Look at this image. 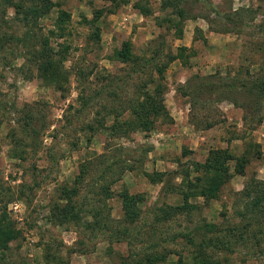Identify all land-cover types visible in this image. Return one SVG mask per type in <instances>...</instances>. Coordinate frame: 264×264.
<instances>
[{"label": "rangeland", "instance_id": "obj_1", "mask_svg": "<svg viewBox=\"0 0 264 264\" xmlns=\"http://www.w3.org/2000/svg\"><path fill=\"white\" fill-rule=\"evenodd\" d=\"M53 1L36 26L53 52L63 56L62 90L36 77L26 59L29 45L15 38L22 30L10 19L12 9L7 8L6 23L0 26L6 35L0 50V186L13 196L0 202V212L16 231L8 242L5 264H133L151 251L158 255L152 264H175L178 259L188 264H264V241L257 245L246 234L243 241L228 237L244 221L235 213L244 182L264 179V96L256 99L247 86L245 93L239 88L223 93V98L195 102L183 93L195 77L236 86L264 76V0ZM179 7L180 17L173 14ZM59 10L68 14L64 29L50 33ZM94 27L98 36H93ZM123 42L140 57H148L161 44L157 63H164L159 81L167 115L149 131L116 137L98 125L105 109L125 103L136 83L146 80L147 71L154 82L158 79L152 67L130 74L131 64L114 54ZM179 52V58L166 60L168 53ZM78 68H92L83 84L86 92L104 85L116 95L96 98L82 108L77 99L82 87L75 76ZM26 111L37 127L34 153L28 138L12 131ZM107 118L106 123L111 120ZM209 149L245 155L243 174L234 172V160L229 159V177L217 198L191 195L193 208L156 220L158 207L180 204L182 192L196 183L200 172L194 167ZM81 164L88 166L85 180L76 182ZM108 164L112 169L105 179L97 178ZM147 175L160 176V182ZM101 185L109 186V197L100 191ZM123 189L142 196L138 216L130 223L121 218ZM62 206L90 207L110 231L126 228L125 238L92 236L80 227L91 219L81 211L80 222L69 217L58 221L66 211ZM248 229L250 236L256 228ZM222 235L231 241V252L198 246L201 240Z\"/></svg>", "mask_w": 264, "mask_h": 264}, {"label": "trees", "instance_id": "obj_2", "mask_svg": "<svg viewBox=\"0 0 264 264\" xmlns=\"http://www.w3.org/2000/svg\"><path fill=\"white\" fill-rule=\"evenodd\" d=\"M55 1L53 0H0V26L6 23V10L7 8L12 9L13 15L11 20L14 21L22 32L19 34L21 37H15L16 40L23 46L29 49L26 50L28 56L27 60L34 67L36 72V77L40 79L44 84L51 85L55 89H63V82H65V71L62 66L63 56L58 55L59 52L54 53L52 48L48 43V37L41 33L37 28L38 18L47 12ZM173 14L177 16L183 15L182 8H176ZM68 18V14L62 10L57 12L55 20L53 21V28L50 29V33L55 30L62 31L64 29L65 21ZM227 20H229L226 17ZM172 21L173 19H168ZM172 24V23H171ZM177 26L176 24H172ZM93 26V24H92ZM93 36H98L96 27H94ZM180 30V29H179ZM179 32V31H178ZM6 35L4 32H0V50H2L3 40ZM13 38L12 36L9 37ZM9 39V40H10ZM31 44V45H30ZM179 50H185L184 46H179ZM115 56L122 62L130 63L129 71L130 74L136 72L137 70H146L150 67L156 72L158 79L154 82L150 71H147V78L142 82L136 83L135 93L124 101L125 103H120L118 108H106L105 114L99 120V127H104L108 130L109 134L116 137H122L128 135L130 132L142 130L149 131L153 129L156 120L159 118H164L167 115L165 105L163 103V90L164 87L160 83L162 78L164 63H157V59L163 54L161 44L154 46L151 54L148 57H140L134 55L127 43L123 42L122 45L115 50ZM167 61H171L173 58H179L178 55H170L168 53ZM85 66V65H84ZM86 68V66H85ZM92 73V68L85 70L84 68L76 69V80L81 84L80 92L77 94L78 103L82 105V108H87L90 106L92 100L98 98H107L109 95H116L113 89L107 90L106 86L103 85L96 90H91L89 93L86 92L83 87L84 81L86 80V75ZM191 83L189 89L183 91L184 95H188L193 99L200 98L201 100L205 97L218 96L223 98V93H230L236 91L239 88L240 92L251 91L254 97L257 99L259 96H264V76L259 79H253L250 81L242 82L239 85L233 86L222 80H212L209 78H199ZM154 82V83H153ZM153 83V84H152ZM152 85V87H151ZM247 86V88H246ZM151 87L149 90L148 88ZM226 96V95H225ZM194 102L192 104H194ZM104 107L103 105H101ZM110 117L111 120L106 123L105 121ZM20 122H17L16 127L12 128L14 135L19 137H27V145L31 147L32 153L35 152L38 146V136L37 127L32 125V116L28 111L24 112L23 117L20 118ZM208 125V124H207ZM20 138V140H21ZM229 159L234 160L233 170L238 174H243L244 161H247L245 155L240 157H234L225 149H209L208 153L202 163L196 164L195 171L200 172L199 175L195 177L196 183L188 190L182 192V199L180 204L176 205H163L158 207L160 215L155 217L158 219H166L168 217L175 216L177 214L184 213L194 207L193 204L188 202V198L191 195H196L202 197L204 200L211 198H217L220 192L221 186L227 181L229 177L227 161ZM100 162H98L99 164ZM101 164V163H100ZM85 164L80 165L79 174L76 175L74 181H84L85 174L87 172ZM112 164L105 165L99 171L97 178L103 180L105 179V174L111 171ZM159 175V174H158ZM150 181L155 182L156 180L160 182V176L158 179L147 175ZM108 185L100 187V191L107 197L110 196L108 191ZM66 190L65 188L62 189ZM67 191V190H66ZM65 191V193H66ZM75 193V189L71 194ZM120 204L122 208V220L123 222H132L139 213L137 204L142 200V196L139 194H130L125 189L120 193ZM240 199V206L236 209V215L241 217L244 221L240 227H236V230L231 229L228 233V237L235 236V240L243 241L247 238L255 239V243L258 245L260 239L264 241V179L248 178L240 191L238 192ZM13 198L12 192L9 193L0 186V202H9ZM65 212L61 213L62 217H58V221L65 219L67 217L78 219L80 222L82 216L80 217L78 212L81 211L82 214H89L90 220L80 223V227L89 231L92 236H104V238H114L118 240L121 235H126V228H117L114 231L109 230L110 226L105 222H102L100 218L97 217V212L91 210L90 207L81 209V206L77 208H69L67 206H62ZM70 209V210H69ZM69 213V214H68ZM250 225H254L256 228L254 231H250V236H248V228ZM223 236V235H222ZM259 236V237H258ZM16 237V231L6 219L4 212H0V264H5L8 262L7 249L8 242ZM125 238V236H124ZM259 238V239H258ZM211 246L210 248L226 250L231 252L233 246H231V241L223 237H214L201 240L198 246ZM152 245L151 248H154ZM158 255L156 252L146 254L144 257H138L132 263L133 264H152L157 260ZM133 258L130 259L131 262ZM49 261V260H48ZM51 262V261H50ZM124 263V262H122ZM46 264H49L48 262ZM50 264H59L50 263ZM175 264H188L181 263L178 259Z\"/></svg>", "mask_w": 264, "mask_h": 264}]
</instances>
